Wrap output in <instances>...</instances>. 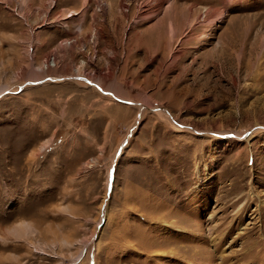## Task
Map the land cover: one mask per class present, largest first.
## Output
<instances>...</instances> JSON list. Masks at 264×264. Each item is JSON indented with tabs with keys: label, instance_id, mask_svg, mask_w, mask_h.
Returning a JSON list of instances; mask_svg holds the SVG:
<instances>
[{
	"label": "rangeland",
	"instance_id": "1",
	"mask_svg": "<svg viewBox=\"0 0 264 264\" xmlns=\"http://www.w3.org/2000/svg\"><path fill=\"white\" fill-rule=\"evenodd\" d=\"M156 1L0 0V264H264V0Z\"/></svg>",
	"mask_w": 264,
	"mask_h": 264
},
{
	"label": "bare ground",
	"instance_id": "2",
	"mask_svg": "<svg viewBox=\"0 0 264 264\" xmlns=\"http://www.w3.org/2000/svg\"><path fill=\"white\" fill-rule=\"evenodd\" d=\"M161 2H163V0H157V1H156V4L159 5ZM147 6H148L147 9H149V8L152 9V7H154V6H152V5H150V6L147 5ZM156 7H157V6H156ZM140 9H141V10H140L141 13H143V9H144V8L142 7V5H141V8H140ZM150 9H149V10H150ZM150 11H151V10H150ZM146 12H147V11H146ZM151 12H152V11H151ZM216 12H219V10H216ZM144 15H145V14H144ZM217 16H219V18H218L217 20H219L220 18H222V17H223V15H222V11H220L219 13H217V14H216V17H217ZM68 46H70V45H68ZM178 50H179V49H178ZM47 64H48V63H47ZM50 64H51L50 66H55V65H56V62L53 60V61H51ZM44 68H45V67H44Z\"/></svg>",
	"mask_w": 264,
	"mask_h": 264
}]
</instances>
